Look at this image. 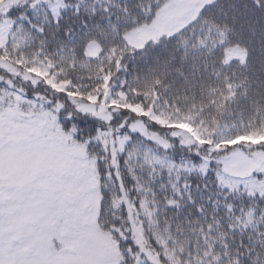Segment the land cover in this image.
Segmentation results:
<instances>
[{
  "label": "snow or ice",
  "instance_id": "snow-or-ice-1",
  "mask_svg": "<svg viewBox=\"0 0 264 264\" xmlns=\"http://www.w3.org/2000/svg\"><path fill=\"white\" fill-rule=\"evenodd\" d=\"M0 264H264V0H0Z\"/></svg>",
  "mask_w": 264,
  "mask_h": 264
}]
</instances>
